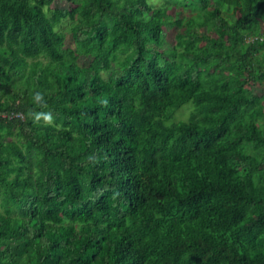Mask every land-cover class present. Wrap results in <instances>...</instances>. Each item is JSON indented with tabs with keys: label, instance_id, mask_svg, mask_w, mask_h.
<instances>
[{
	"label": "trees",
	"instance_id": "trees-1",
	"mask_svg": "<svg viewBox=\"0 0 264 264\" xmlns=\"http://www.w3.org/2000/svg\"><path fill=\"white\" fill-rule=\"evenodd\" d=\"M54 1L0 0V264H264V0Z\"/></svg>",
	"mask_w": 264,
	"mask_h": 264
},
{
	"label": "rangeland",
	"instance_id": "rangeland-1",
	"mask_svg": "<svg viewBox=\"0 0 264 264\" xmlns=\"http://www.w3.org/2000/svg\"><path fill=\"white\" fill-rule=\"evenodd\" d=\"M184 2L186 3L187 1H184ZM150 3L154 5H160V6L162 5L175 6L177 13L181 17L191 16L193 14H196V11H197V9H191L187 6L180 5V3H178L175 0H150ZM69 5H70L69 2L65 0H55L52 4L53 7H60V8H66V7H69ZM261 25L264 26L263 20L261 21ZM69 41H70V38L68 37L67 43H69ZM252 90L258 95H264V82L253 83ZM187 104H190V103H187ZM189 109H190L189 105L183 106L175 114V119L185 117Z\"/></svg>",
	"mask_w": 264,
	"mask_h": 264
},
{
	"label": "built area",
	"instance_id": "built-area-1",
	"mask_svg": "<svg viewBox=\"0 0 264 264\" xmlns=\"http://www.w3.org/2000/svg\"><path fill=\"white\" fill-rule=\"evenodd\" d=\"M260 39H264V32H262V34L260 35V36H258ZM255 38H257V36H250L248 39L249 40H253V39H255Z\"/></svg>",
	"mask_w": 264,
	"mask_h": 264
}]
</instances>
